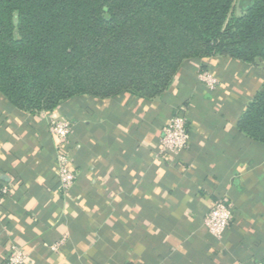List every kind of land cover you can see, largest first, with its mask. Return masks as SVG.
Segmentation results:
<instances>
[{"label": "crops", "instance_id": "crops-1", "mask_svg": "<svg viewBox=\"0 0 264 264\" xmlns=\"http://www.w3.org/2000/svg\"><path fill=\"white\" fill-rule=\"evenodd\" d=\"M217 77L208 90L197 73ZM264 82V63L185 59L153 98L77 96L28 113L0 95V264L11 245L25 264H264V144L237 120ZM184 109L190 139L177 157L159 150L162 126ZM69 120L76 181L59 188L50 118ZM230 203L220 239L204 225ZM63 241L58 251L51 246Z\"/></svg>", "mask_w": 264, "mask_h": 264}, {"label": "trees", "instance_id": "trees-1", "mask_svg": "<svg viewBox=\"0 0 264 264\" xmlns=\"http://www.w3.org/2000/svg\"><path fill=\"white\" fill-rule=\"evenodd\" d=\"M0 0V95L28 113L161 95L185 59L264 63V0ZM236 127L264 144V82Z\"/></svg>", "mask_w": 264, "mask_h": 264}, {"label": "built area", "instance_id": "built-area-1", "mask_svg": "<svg viewBox=\"0 0 264 264\" xmlns=\"http://www.w3.org/2000/svg\"><path fill=\"white\" fill-rule=\"evenodd\" d=\"M197 77L208 90H215L219 83L217 77L206 70L199 71ZM71 130L72 124L69 120L55 119L53 116L50 118L49 133L56 139L54 160L59 188L63 193H68L76 181V174L70 167V156L66 146L67 137ZM189 139L187 116L184 109H178L161 128L159 150L171 157H177L187 149ZM10 193V186L0 182V205L2 199ZM231 217L230 203L220 199L205 214L203 221L208 232L216 239H220L227 229ZM62 242L61 240L52 245L51 250L58 251ZM27 259L19 247L11 245L4 264H25Z\"/></svg>", "mask_w": 264, "mask_h": 264}, {"label": "rangeland", "instance_id": "rangeland-1", "mask_svg": "<svg viewBox=\"0 0 264 264\" xmlns=\"http://www.w3.org/2000/svg\"><path fill=\"white\" fill-rule=\"evenodd\" d=\"M244 1L245 0H235L234 6H233V12L235 14H237L241 10V8L244 6Z\"/></svg>", "mask_w": 264, "mask_h": 264}]
</instances>
